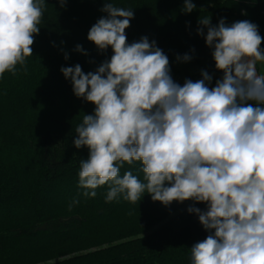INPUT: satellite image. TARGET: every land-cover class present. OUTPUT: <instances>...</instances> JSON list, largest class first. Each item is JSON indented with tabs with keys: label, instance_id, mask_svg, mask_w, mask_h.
I'll return each mask as SVG.
<instances>
[{
	"label": "clouds",
	"instance_id": "obj_1",
	"mask_svg": "<svg viewBox=\"0 0 264 264\" xmlns=\"http://www.w3.org/2000/svg\"><path fill=\"white\" fill-rule=\"evenodd\" d=\"M66 2L59 0L61 7ZM195 8L184 0L183 12ZM44 9L45 0H0V77L15 75L33 55ZM101 11L107 16L87 39L101 52L110 47L111 58L95 72L79 64L61 68L75 96L95 106L73 141L88 149L78 173L83 196L94 198L107 185L106 202L122 196L136 203L147 193L166 207L204 203L206 211L187 210L208 232L190 248L191 264H264V74L256 67L264 63V37L258 26L248 20L229 26L223 18L212 26L210 17L199 18L223 77L210 88L212 77L202 71V79L181 86L155 41L127 42L133 10L109 2ZM134 162L142 165L143 181L131 171L120 175Z\"/></svg>",
	"mask_w": 264,
	"mask_h": 264
},
{
	"label": "trees",
	"instance_id": "obj_2",
	"mask_svg": "<svg viewBox=\"0 0 264 264\" xmlns=\"http://www.w3.org/2000/svg\"><path fill=\"white\" fill-rule=\"evenodd\" d=\"M109 2L134 11L127 42L145 36L155 41L181 86L202 79V71L212 77L206 82L210 88L223 77L199 18L210 17L212 26L222 18L229 26L248 20L264 37V0H192L191 13L182 11L184 0H67L63 7L59 0H45L33 55L17 65L15 75L0 77V264H191L190 248L208 235L198 215L187 211H206L204 203L166 207L147 193L136 203L122 196L106 202L107 185L98 187L94 198L84 197L78 186L88 149L74 146L75 128L95 106L75 96L61 68L79 64L85 73L95 72L111 58L110 47L101 52L87 39L90 28L107 16L101 9ZM185 55L195 73L174 67L173 57ZM141 168L140 162L125 163L120 175L131 171L143 181ZM89 248L95 250L48 263Z\"/></svg>",
	"mask_w": 264,
	"mask_h": 264
},
{
	"label": "rangeland",
	"instance_id": "obj_3",
	"mask_svg": "<svg viewBox=\"0 0 264 264\" xmlns=\"http://www.w3.org/2000/svg\"><path fill=\"white\" fill-rule=\"evenodd\" d=\"M173 64H174V67L176 68V70H178L181 74H184V73H195L196 72V67L194 65V63H192L191 61H185L182 57L180 56H174L173 57ZM56 75L59 77V73H56ZM56 76L54 77H51L50 79L54 80L56 78H58ZM69 244H66V246H68ZM63 248L60 251H62ZM95 248H89L87 250H83V251H79V252H71L69 254H65V255H62V256H58L57 258H53L51 260L48 261V263H51V262H54V261H60V260H63V259H66V258H70V257H73L74 255L76 254H85V253H88V252H92L94 251Z\"/></svg>",
	"mask_w": 264,
	"mask_h": 264
},
{
	"label": "crops",
	"instance_id": "obj_4",
	"mask_svg": "<svg viewBox=\"0 0 264 264\" xmlns=\"http://www.w3.org/2000/svg\"><path fill=\"white\" fill-rule=\"evenodd\" d=\"M256 67H257L258 73L264 74V63L258 62Z\"/></svg>",
	"mask_w": 264,
	"mask_h": 264
}]
</instances>
